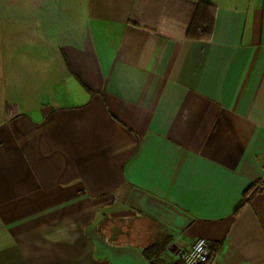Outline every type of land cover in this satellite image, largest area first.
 I'll list each match as a JSON object with an SVG mask.
<instances>
[{"label":"crops","instance_id":"0c3cea01","mask_svg":"<svg viewBox=\"0 0 264 264\" xmlns=\"http://www.w3.org/2000/svg\"><path fill=\"white\" fill-rule=\"evenodd\" d=\"M85 11L0 82V264H264V0Z\"/></svg>","mask_w":264,"mask_h":264},{"label":"rangeland","instance_id":"374dc122","mask_svg":"<svg viewBox=\"0 0 264 264\" xmlns=\"http://www.w3.org/2000/svg\"><path fill=\"white\" fill-rule=\"evenodd\" d=\"M87 1L0 0V82L6 75L12 98L15 83L29 89L27 83L37 67L31 54L39 47L45 53L57 52L63 37L76 28L77 14H85Z\"/></svg>","mask_w":264,"mask_h":264},{"label":"built area","instance_id":"2783aa9c","mask_svg":"<svg viewBox=\"0 0 264 264\" xmlns=\"http://www.w3.org/2000/svg\"><path fill=\"white\" fill-rule=\"evenodd\" d=\"M184 264H212L209 242L200 237L193 246L181 254Z\"/></svg>","mask_w":264,"mask_h":264},{"label":"trees","instance_id":"16d2710c","mask_svg":"<svg viewBox=\"0 0 264 264\" xmlns=\"http://www.w3.org/2000/svg\"><path fill=\"white\" fill-rule=\"evenodd\" d=\"M208 9H210L211 5L210 4H206ZM193 29L195 32L199 33L200 35H205L207 36L210 32H211V25L210 23L208 25H196V24H193ZM163 248V245H160V244H153L151 246H148L145 250V253L146 255L152 259L154 257H156L158 255V253L160 252V250ZM211 258H212V255H211ZM176 264H184L183 261H180Z\"/></svg>","mask_w":264,"mask_h":264}]
</instances>
